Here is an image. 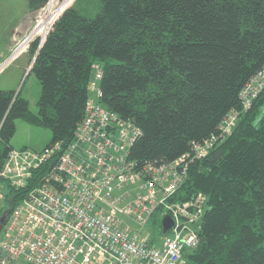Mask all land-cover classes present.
<instances>
[{
    "label": "trees",
    "instance_id": "obj_1",
    "mask_svg": "<svg viewBox=\"0 0 264 264\" xmlns=\"http://www.w3.org/2000/svg\"><path fill=\"white\" fill-rule=\"evenodd\" d=\"M47 1L27 5L36 11ZM55 17L28 69L40 82L37 112L20 89L0 88V166L17 117L49 128L45 145L68 144L98 63L101 103L140 127L130 147L138 162L170 160L215 135L172 196L201 192L206 200L202 239L185 251L190 264H264V86L247 108L239 99L264 63V0H99L93 16L70 4ZM37 43H29L32 54ZM232 108L235 123L221 133ZM43 169L22 187L0 177V215Z\"/></svg>",
    "mask_w": 264,
    "mask_h": 264
},
{
    "label": "built area",
    "instance_id": "obj_2",
    "mask_svg": "<svg viewBox=\"0 0 264 264\" xmlns=\"http://www.w3.org/2000/svg\"><path fill=\"white\" fill-rule=\"evenodd\" d=\"M41 11L29 32L44 34L40 41L57 15L46 30H36L46 12ZM100 77V65L93 63L83 116L63 149L55 141L7 151L0 177L15 187L32 180L40 166L44 169L4 219L0 264H190L185 251L200 241L205 198L201 192L184 200L172 196L185 181L190 161L208 152L215 135L170 160L138 162L130 147L140 127L101 103ZM263 86L264 63L239 90L242 109ZM237 115L236 108L226 113L221 133ZM4 192L0 187V199ZM155 213L160 219L153 225ZM165 213L172 223L162 231Z\"/></svg>",
    "mask_w": 264,
    "mask_h": 264
},
{
    "label": "rangeland",
    "instance_id": "obj_3",
    "mask_svg": "<svg viewBox=\"0 0 264 264\" xmlns=\"http://www.w3.org/2000/svg\"><path fill=\"white\" fill-rule=\"evenodd\" d=\"M63 4L64 7L73 4L81 14L86 16L95 15L99 8V0L47 1L43 8L40 7L41 12L44 13L48 5H50L49 9H53L49 16L45 12L36 30L40 27H45L44 30H46V25L51 17L59 12ZM40 8L36 11L30 10L27 0H0V88L20 89L21 94L27 99L29 109L33 112H37L36 100L40 92V82L32 72H28L34 55L28 46L32 39L36 37L39 45L40 39L44 35L40 34L39 31L29 36L33 24L39 18L38 11L41 10ZM261 113H264V105L261 107ZM50 136L49 128L17 117L15 118V131L9 142L13 147L29 146L37 148L46 143ZM3 201L4 199H0V204ZM137 229L142 230L141 227Z\"/></svg>",
    "mask_w": 264,
    "mask_h": 264
},
{
    "label": "water",
    "instance_id": "obj_4",
    "mask_svg": "<svg viewBox=\"0 0 264 264\" xmlns=\"http://www.w3.org/2000/svg\"><path fill=\"white\" fill-rule=\"evenodd\" d=\"M40 44L37 46L35 52H34V55L37 51V49L39 48ZM33 55V57H34ZM33 59V58H32ZM4 219H5V212H3L1 215H0V229L2 227V224L4 222ZM172 223V219H171V216L168 214V213H165L163 216H162V219H161V226H162V230L165 231L167 230L170 225ZM202 239V237L200 236V240Z\"/></svg>",
    "mask_w": 264,
    "mask_h": 264
},
{
    "label": "bare ground",
    "instance_id": "obj_5",
    "mask_svg": "<svg viewBox=\"0 0 264 264\" xmlns=\"http://www.w3.org/2000/svg\"><path fill=\"white\" fill-rule=\"evenodd\" d=\"M48 1H50V0H48ZM62 2V1H61ZM45 5V4H44ZM49 7H50V5H48V7H47V9H46V13H48V16H49V14L51 13V10L53 9V8H51V9H49ZM58 15V14H57ZM56 18V17H55ZM54 18V19H55ZM43 40V39H42ZM41 43V42H40ZM18 48V47H17ZM205 202H206V200H205ZM162 219V218H161ZM161 228H162V226H161ZM163 231V230H162ZM166 231V230H165ZM200 239V238H199Z\"/></svg>",
    "mask_w": 264,
    "mask_h": 264
},
{
    "label": "crops",
    "instance_id": "obj_6",
    "mask_svg": "<svg viewBox=\"0 0 264 264\" xmlns=\"http://www.w3.org/2000/svg\"><path fill=\"white\" fill-rule=\"evenodd\" d=\"M29 62H30V59H29ZM43 145H45V143H44ZM43 145H41V146H39V147H37V148H40V147H42Z\"/></svg>",
    "mask_w": 264,
    "mask_h": 264
}]
</instances>
